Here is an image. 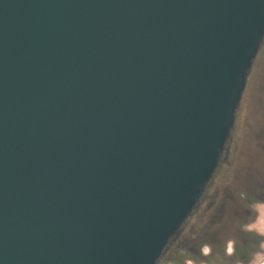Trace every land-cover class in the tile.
Wrapping results in <instances>:
<instances>
[{"label":"water","instance_id":"water-1","mask_svg":"<svg viewBox=\"0 0 264 264\" xmlns=\"http://www.w3.org/2000/svg\"><path fill=\"white\" fill-rule=\"evenodd\" d=\"M263 45L264 0H0V264H158Z\"/></svg>","mask_w":264,"mask_h":264},{"label":"flooded vegetation","instance_id":"flooded-vegetation-1","mask_svg":"<svg viewBox=\"0 0 264 264\" xmlns=\"http://www.w3.org/2000/svg\"><path fill=\"white\" fill-rule=\"evenodd\" d=\"M254 78L263 92L262 76ZM236 131L237 124L200 203L158 264H241L247 260L257 240L242 233L250 230V225L243 224L253 216L246 209L264 206V120L246 123L241 138Z\"/></svg>","mask_w":264,"mask_h":264},{"label":"rangeland","instance_id":"rangeland-1","mask_svg":"<svg viewBox=\"0 0 264 264\" xmlns=\"http://www.w3.org/2000/svg\"><path fill=\"white\" fill-rule=\"evenodd\" d=\"M264 45L261 49L259 58L255 65L254 71L249 80L248 89L246 91L241 110L238 115L237 120V131L235 135L237 138H241L244 135V128L246 123L254 124L255 121L264 120V110L260 109L261 101H264V91L259 90L260 86L257 85L255 80L256 75H261L262 80H264ZM254 122V123H253ZM235 155L232 154V157ZM258 218L255 222L250 225V230L256 232L261 237V246L258 249V254L256 256V261L254 264H264V206L257 208ZM169 264V263H166Z\"/></svg>","mask_w":264,"mask_h":264},{"label":"crops","instance_id":"crops-1","mask_svg":"<svg viewBox=\"0 0 264 264\" xmlns=\"http://www.w3.org/2000/svg\"><path fill=\"white\" fill-rule=\"evenodd\" d=\"M254 264V263H253Z\"/></svg>","mask_w":264,"mask_h":264}]
</instances>
